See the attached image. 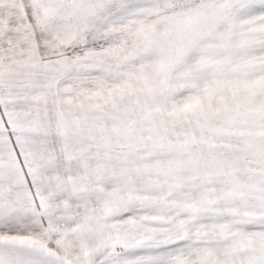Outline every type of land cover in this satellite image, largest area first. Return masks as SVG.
<instances>
[{
	"label": "snow or ice",
	"instance_id": "obj_1",
	"mask_svg": "<svg viewBox=\"0 0 264 264\" xmlns=\"http://www.w3.org/2000/svg\"><path fill=\"white\" fill-rule=\"evenodd\" d=\"M0 264H264V0H0Z\"/></svg>",
	"mask_w": 264,
	"mask_h": 264
}]
</instances>
